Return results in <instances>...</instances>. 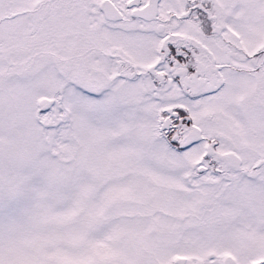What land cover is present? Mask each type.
<instances>
[{
  "label": "snow or ice",
  "instance_id": "snow-or-ice-1",
  "mask_svg": "<svg viewBox=\"0 0 264 264\" xmlns=\"http://www.w3.org/2000/svg\"><path fill=\"white\" fill-rule=\"evenodd\" d=\"M0 264H264V0H0Z\"/></svg>",
  "mask_w": 264,
  "mask_h": 264
}]
</instances>
